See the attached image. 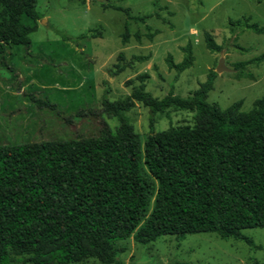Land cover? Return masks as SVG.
Masks as SVG:
<instances>
[{"label":"trees","instance_id":"obj_1","mask_svg":"<svg viewBox=\"0 0 264 264\" xmlns=\"http://www.w3.org/2000/svg\"><path fill=\"white\" fill-rule=\"evenodd\" d=\"M104 7L113 8L108 3ZM42 17L37 0H0V56L9 45L29 49L30 35ZM245 27L264 34L256 23ZM156 33L133 37L152 41ZM129 41L126 29L122 42ZM204 41L210 52H221L210 33ZM182 50L180 63L171 54L166 58L178 74L195 61L191 43ZM119 58L124 60V54ZM137 60L146 62L149 56ZM263 62L264 53L236 62L234 78L254 80L250 66ZM125 67L118 66V71ZM216 76L210 72L189 97L171 91L156 98L147 91L150 75L140 74V85L126 98L112 101L106 89L100 108L63 117L67 123L97 119L100 127L90 136L0 145V264H79L91 258L98 264H125L115 244L134 233L141 244L164 236L182 240L212 233L253 246L243 231L264 228V95L250 111H242V100L223 110L206 100ZM27 98L39 109L61 115L55 104ZM137 102L150 110L143 164L158 188L149 214L141 142L126 116ZM171 107L194 112L195 126L155 132V116ZM104 115L117 118L118 126L113 129Z\"/></svg>","mask_w":264,"mask_h":264},{"label":"rangeland","instance_id":"obj_2","mask_svg":"<svg viewBox=\"0 0 264 264\" xmlns=\"http://www.w3.org/2000/svg\"><path fill=\"white\" fill-rule=\"evenodd\" d=\"M104 3L123 10L106 9ZM37 10L43 17L30 35V48L9 45L0 56V145L90 136L100 127L97 119L76 118L67 123L63 117L80 109L100 108L106 89L112 101L126 98L140 85L138 76L144 73L150 75L147 91L154 97L163 98L171 91L189 97L224 59L229 71L216 72L208 103L225 110L242 100V111H250L264 95V62L250 66L254 80L233 76L236 62L264 53V34L245 27L247 23L264 27V0H37ZM126 29L130 41L124 44ZM137 32L157 33L152 41L143 37L137 42L133 37ZM206 32L222 47L221 52L207 49ZM82 34L86 37L80 38ZM188 43L193 47L194 66L178 74L168 67L166 58L171 54L180 63L182 48ZM140 56H149V60L139 62ZM123 65L125 69L118 71ZM24 95L55 104L61 115L49 108L39 109ZM126 116L141 142L149 214L158 188L143 164L150 110L137 102ZM104 118L113 129L119 124L115 117ZM155 119V132L195 126L194 112L174 107ZM134 234L115 244L125 264H264V228L243 231L253 246L212 233L189 234L182 240L164 236L141 244ZM79 264L98 262L91 258Z\"/></svg>","mask_w":264,"mask_h":264},{"label":"water","instance_id":"obj_3","mask_svg":"<svg viewBox=\"0 0 264 264\" xmlns=\"http://www.w3.org/2000/svg\"><path fill=\"white\" fill-rule=\"evenodd\" d=\"M98 1H100V0H98ZM223 71H229V69L226 68V66L224 65V59H221L219 65H218V67L216 69V72L220 73V72H223Z\"/></svg>","mask_w":264,"mask_h":264}]
</instances>
